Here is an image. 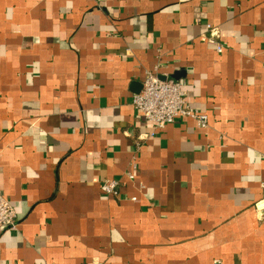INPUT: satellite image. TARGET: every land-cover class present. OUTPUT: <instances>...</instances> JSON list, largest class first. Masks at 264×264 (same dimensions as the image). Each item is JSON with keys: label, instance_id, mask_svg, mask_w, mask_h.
<instances>
[{"label": "crops", "instance_id": "0c3cea01", "mask_svg": "<svg viewBox=\"0 0 264 264\" xmlns=\"http://www.w3.org/2000/svg\"><path fill=\"white\" fill-rule=\"evenodd\" d=\"M156 69L206 129L149 136ZM263 182L264 0H0V264H264Z\"/></svg>", "mask_w": 264, "mask_h": 264}, {"label": "built area", "instance_id": "2783aa9c", "mask_svg": "<svg viewBox=\"0 0 264 264\" xmlns=\"http://www.w3.org/2000/svg\"><path fill=\"white\" fill-rule=\"evenodd\" d=\"M208 27V42L215 46L218 53H222L224 47L218 40L219 28L210 25ZM133 104L153 124L154 130L150 132L149 136L155 135V129L164 128L178 117L193 118L198 127L202 129L209 126L208 115L199 112L188 104L185 84L179 80L162 77L157 69L146 73L142 90L134 95ZM134 167H136V163H134ZM127 176L134 179L135 172L130 171ZM262 186L264 187V182ZM100 189L105 194L117 195L119 182L114 179H106L101 182ZM132 200H137V197H132ZM17 227L16 210L0 191V233L15 230Z\"/></svg>", "mask_w": 264, "mask_h": 264}]
</instances>
